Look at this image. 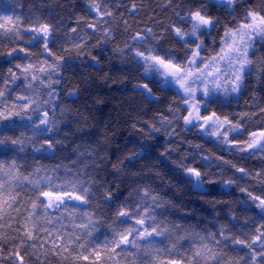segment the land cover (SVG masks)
<instances>
[{
	"label": "clouds",
	"instance_id": "clouds-1",
	"mask_svg": "<svg viewBox=\"0 0 264 264\" xmlns=\"http://www.w3.org/2000/svg\"><path fill=\"white\" fill-rule=\"evenodd\" d=\"M250 12L264 0H0V264H264V151L234 143L264 118V34L238 90L201 70Z\"/></svg>",
	"mask_w": 264,
	"mask_h": 264
},
{
	"label": "snow or ice",
	"instance_id": "snow-or-ice-1",
	"mask_svg": "<svg viewBox=\"0 0 264 264\" xmlns=\"http://www.w3.org/2000/svg\"><path fill=\"white\" fill-rule=\"evenodd\" d=\"M248 16L250 19L242 23L238 29L225 33L223 46L220 48L218 53L213 55L211 58H205L201 70H206L204 71L205 76L215 77L213 83L216 88H221V81L225 80L229 75H231L232 79L229 81V83H231L233 86L232 90L236 91L239 89L242 76L246 73L247 66L250 64V61L248 60V42L246 37L252 33L264 34V15L250 12ZM196 18H198V23L209 22L204 17H201L199 13L194 14V20ZM6 23L9 25L12 24L11 21H7ZM196 26L197 25L194 24V27ZM4 27L5 24H0V28ZM47 29L48 25H43L41 30L44 31ZM193 55L195 58H199V49H197ZM154 59H156V61L166 72L182 76L183 79L180 81L182 87L192 75L190 70L186 72V70L179 64L166 61L160 57H156ZM194 62L198 63V59L194 60ZM29 67H31V65H29ZM253 71L260 74L264 73V64L260 65L259 67L253 66ZM185 91L187 92L188 89L186 88ZM205 91H207V89H205ZM192 108L195 111V117L199 120L209 122L213 121L215 118L217 123L213 125V128L217 133L224 127V124H233V121H231L227 116L220 117L216 112L201 114V112L196 109L195 105H192ZM262 115H264V113H262ZM191 117H193V111H189L185 119L187 120ZM246 118V115H242L241 122ZM257 120L258 122L253 124L251 127L245 126L243 128L245 135L242 140L240 138H234L235 145L240 147L242 150L252 151L254 148L259 147L262 151H264V118L257 117ZM240 171L243 172L244 170L241 169ZM44 195L51 199H59L61 195H66V193L61 194L56 192H45ZM252 198L258 200L259 204L264 205V196H253ZM124 239L127 241V237ZM237 243H240L241 246L245 248L249 246L248 243L244 241H237ZM258 243L261 246L260 251H264V229H261L260 232L252 239L251 248L255 249L256 244ZM203 250L209 255H212V250L210 248H203ZM196 255H200L199 249L197 250ZM84 259L87 260L88 257H85ZM260 259L264 261V256H262ZM166 264H184V261L180 259H173L167 261Z\"/></svg>",
	"mask_w": 264,
	"mask_h": 264
},
{
	"label": "trees",
	"instance_id": "trees-1",
	"mask_svg": "<svg viewBox=\"0 0 264 264\" xmlns=\"http://www.w3.org/2000/svg\"><path fill=\"white\" fill-rule=\"evenodd\" d=\"M260 53H261V54H264V48L260 49ZM260 77H261V81H262V83L259 84V85H257V84L255 83L254 78H250V80H251V85H250V87H254V88H256V89L260 92L261 96H264V73H261V74H260ZM237 110H240L239 107H237ZM244 163H245L248 167H251V168H259V166H260V165H259V162H258L257 160H247V161H244Z\"/></svg>",
	"mask_w": 264,
	"mask_h": 264
}]
</instances>
